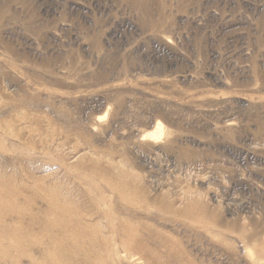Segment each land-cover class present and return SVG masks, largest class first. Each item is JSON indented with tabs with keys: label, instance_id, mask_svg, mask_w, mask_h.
<instances>
[{
	"label": "rangeland",
	"instance_id": "374dc122",
	"mask_svg": "<svg viewBox=\"0 0 264 264\" xmlns=\"http://www.w3.org/2000/svg\"><path fill=\"white\" fill-rule=\"evenodd\" d=\"M0 264H264V0H0Z\"/></svg>",
	"mask_w": 264,
	"mask_h": 264
},
{
	"label": "bare ground",
	"instance_id": "6f19581e",
	"mask_svg": "<svg viewBox=\"0 0 264 264\" xmlns=\"http://www.w3.org/2000/svg\"><path fill=\"white\" fill-rule=\"evenodd\" d=\"M164 134V129L162 127L161 124H157L155 129L153 131H151V133L149 134V136L153 139H159L163 136Z\"/></svg>",
	"mask_w": 264,
	"mask_h": 264
}]
</instances>
